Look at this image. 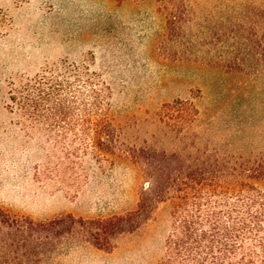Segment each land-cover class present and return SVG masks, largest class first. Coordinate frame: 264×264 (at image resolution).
<instances>
[{"label":"rangeland","instance_id":"374dc122","mask_svg":"<svg viewBox=\"0 0 264 264\" xmlns=\"http://www.w3.org/2000/svg\"><path fill=\"white\" fill-rule=\"evenodd\" d=\"M263 36L264 0H0V209L23 226L62 219L41 244L38 234L8 236L0 225V264H158L173 221L168 198L151 193L157 175L214 158H264ZM63 59L94 61L113 90L123 142L150 161L102 170L87 157L79 188L52 173L60 152L9 107L10 94ZM178 100L198 109L181 132L160 118ZM254 183L264 192V179ZM141 198L151 206L140 227L100 245L68 218L125 215Z\"/></svg>","mask_w":264,"mask_h":264},{"label":"trees","instance_id":"16d2710c","mask_svg":"<svg viewBox=\"0 0 264 264\" xmlns=\"http://www.w3.org/2000/svg\"><path fill=\"white\" fill-rule=\"evenodd\" d=\"M251 36H247L249 41ZM262 39L257 46L264 62V36ZM93 63L63 59L47 65L10 94L9 107L39 128L60 152L52 173L77 188L85 177L87 157L102 170L112 168L118 160L150 161L123 142L113 110V90L103 74L91 68ZM197 117L198 109L190 101L165 103L160 112L161 121L180 132ZM263 179L264 158L251 156L208 159L193 169L181 167L158 174L159 185L151 193L168 198L173 221L158 264H264V192L254 183ZM150 206L141 198L138 210L125 215L90 222L68 218L100 245L109 237L135 232ZM11 220L0 209V225L8 229V236L14 234L11 230L17 236L38 234L41 244L42 234L62 219L24 221V226ZM11 241L6 240L5 245L12 247L16 242Z\"/></svg>","mask_w":264,"mask_h":264}]
</instances>
